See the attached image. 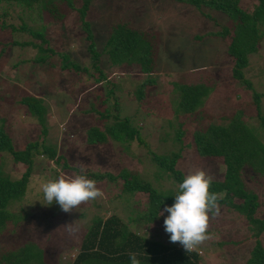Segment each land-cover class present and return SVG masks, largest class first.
Segmentation results:
<instances>
[{"label": "rangeland", "instance_id": "obj_1", "mask_svg": "<svg viewBox=\"0 0 264 264\" xmlns=\"http://www.w3.org/2000/svg\"><path fill=\"white\" fill-rule=\"evenodd\" d=\"M83 1L43 0L42 3L50 4L53 10H57L56 14L48 16L49 23L43 17L40 3L41 21L38 20L37 6L32 10L21 11L0 4L1 43L38 44L40 38H35L29 30L45 25L48 46L57 53L46 59L51 61L50 65L38 63L35 67L34 59L38 54L36 47H8L4 57L0 58V129L9 137L13 150L22 151L30 141L38 140L42 124L19 103L23 97H39L45 108L47 131L45 143L40 144V148L47 146L55 155H61L60 164H56L55 160L46 161V157H34V168L26 193L21 202L9 208L15 215L16 225L12 223L4 230L0 237V249L34 241L43 247L54 264H70L73 261L81 240L96 218L104 220L117 214L130 230L139 229L140 225L138 227L136 221L146 213V201L143 196L142 202L130 203V208H126L116 199L118 189L115 184L98 180L97 186L102 189L103 197L82 205L78 211L74 209L71 213H65L59 204H47L42 192L46 182L58 180L61 175L74 177L83 174L89 179H92L93 174L118 176L126 168L129 172L137 171L140 179L150 183L153 188L163 193H176L178 184L168 175L170 173L158 176L163 171L151 163L148 151L136 142L124 143L110 138H106L104 143L89 142L93 133L95 137H107L105 130L113 121L102 119L100 114L107 110L116 113L113 102L118 105L119 115L140 122V134L149 151L163 156L178 152L183 147L181 159L176 165L183 176L196 170H204L213 180L223 179L225 175L223 162L201 161L194 155L193 149L185 147L198 127L196 115L200 111L213 117L203 121L204 125L209 122L227 124L228 121H220L221 117L242 107L246 120L260 130L261 142L264 144V129L257 116L258 111L252 104L253 92L263 95L259 100V109L264 118V39L258 45V51L249 56V65L242 71L252 83L251 90L240 88L239 82L233 80L234 85L213 91L195 113L186 114L180 110L176 113V95L171 91V79L179 82L183 78L186 83L197 84L203 78L196 74L199 68H207L209 71H199L206 75L220 72L221 68L228 73L232 67L229 61L224 65L221 63L226 56V47L218 39L209 36L202 42L194 39L197 35L216 30L213 27L215 21L205 16L206 13L216 17L218 26L225 25L228 18L210 8L203 9L205 14L201 15L195 8L176 4L172 0H88L85 21L94 34L93 43L97 51L103 49L110 26L118 22H128L134 28L160 35L155 67L156 84L146 88L144 101L136 104L131 91L137 79L143 82L147 79L137 65L108 68L107 57L103 56L101 67L109 80L99 82L90 80L83 73H77L78 77L74 71L60 69V55L84 65L89 62L85 32L78 14ZM256 4L257 0H240V7L248 13ZM22 23L26 25L25 31L19 30ZM221 78L225 79L223 74ZM205 79L212 78L206 75ZM91 84H97L95 90ZM111 85L114 88L111 89ZM178 130L183 131L182 144L172 141ZM65 165L68 168H64ZM0 166L3 173L12 179H18L26 172V166L15 162L9 153H0ZM81 169L84 171L81 172ZM242 178L247 188L257 193L259 207L255 215L264 219V178L250 168L246 169ZM170 206L168 204L164 209ZM162 212L163 216L143 229L147 237L170 238L164 226L169 213ZM74 223V230L70 234L65 226ZM250 229L244 216L220 206L219 215L210 222L211 239L192 252H198L201 256L199 264H246L256 240L264 248V233L254 236L255 229ZM174 245L184 249L180 243ZM60 246L62 250L55 253Z\"/></svg>", "mask_w": 264, "mask_h": 264}, {"label": "trees", "instance_id": "obj_2", "mask_svg": "<svg viewBox=\"0 0 264 264\" xmlns=\"http://www.w3.org/2000/svg\"><path fill=\"white\" fill-rule=\"evenodd\" d=\"M42 1L0 0V4L5 7H16L21 11L32 10L37 6L38 20L41 21L40 3L42 4L43 17L49 23L51 13L56 14L57 10H53L50 4L46 5ZM172 1L176 4L193 7L201 15L205 14L203 9L210 8L214 12L223 14L228 18L225 25L218 26L216 17L212 13H206L205 16L207 15L209 19L215 21L213 27L216 30L210 31L205 35H197L194 39L197 42L204 41L208 36L218 39L219 43L226 47V56L221 63L224 65L229 61L232 65L228 73L222 70L224 68H221L220 72L215 71L214 73L206 74L207 77L212 79L205 80L206 75L201 72L209 70L207 68H199L201 72L198 71L196 74L203 78L197 84L186 83L183 78L179 82L171 79V91L176 95L174 99L176 100V113L178 110L186 114L195 113L197 109L205 104V100L213 91L223 86L230 87L234 85L233 80L239 82L240 88L251 90L252 83L245 78L242 71L249 65V56L258 51V45L264 39V0H257L256 6L250 13L240 7V0ZM88 9L89 2L84 0L82 6L78 8V14L81 28L85 32L89 62L84 65L77 63L74 59L72 61L67 60L64 55H60V69L63 71H74L73 73L78 77H80L78 74L83 73L89 76L90 80L99 82L109 80V78H106L107 75H104L101 67L103 56L107 57L108 68L118 69L137 65L140 73L147 76L145 82L140 78L137 79V84L134 85L133 91H131L134 96V102L141 104L146 97V88L156 84L155 67L157 45L161 41L160 35L157 32L153 33L134 28L128 22H118L110 26L103 49L97 51L93 43L94 34L90 29L89 23L85 21ZM12 30L15 29L12 28ZM19 30H26L25 23H22ZM29 31L35 38H40L41 42L38 44L28 42L19 45L16 42L10 44L0 42V48H2L0 49V58L4 57L6 50L11 45L30 46L36 47L38 50V54L34 59L35 67L38 66V63L50 65L51 61L46 59L57 53L48 46L46 26L42 25L38 29H30ZM222 74L225 77L223 80L221 78ZM167 76L170 75L167 74ZM185 76L186 78L189 77L188 75ZM112 88H114L113 85H111ZM260 97H263V95L253 92L252 104L258 111L257 116L261 119V127L264 129V118L261 117L259 109ZM41 101L42 99H39V97L29 96L23 97L19 103V106L24 107L29 115L34 116L42 124L38 140L30 141L24 150H13L9 137L0 129V153H9L15 162L26 166V172L18 179H12L5 175L0 166V237L12 223L13 226L16 225L14 224L15 215L9 208L21 202L26 193L31 172L34 168V157H46V161L55 160L56 164H60L61 155H55L51 148H46L47 146L40 148V144L45 143L44 138L47 135L44 120L45 108L41 105ZM112 105L116 113L107 110L100 114L102 119L113 121V124L105 130L107 137H95L93 133L89 137V142L104 143L106 138L114 141L120 140V142L124 143L136 142L138 146L148 151L151 156V163L163 171L158 176L163 175V173H170L168 175H171L178 185L182 183L185 176L176 169V165L181 159L180 152L183 147L181 146L178 152H171L169 155L163 156L149 151L140 134V130H142L140 122L133 121L127 116L119 115L117 103L113 102ZM196 116L198 118V127L193 131L190 142L185 147L193 149L194 155L201 161L215 160L216 162H223L225 175H223V179L213 180L210 189L212 192L223 194L219 200V206H224L230 212H236L244 216L251 227L250 230L255 229V232H253L254 236L264 233V219L255 215L259 207L258 195L247 188L242 178L245 176L247 168L264 178V144L261 142L260 130L246 120L242 107H239L229 115L221 117L220 121H228L227 124L209 122L204 125L203 121L213 118L212 115L208 116V114L200 111ZM182 136L183 131L178 130L172 139L173 143L182 144ZM62 161H64L63 158ZM64 168H68V166L65 165ZM92 176L95 181L108 180L110 183L113 182L118 189L116 199L122 205H126V208H130V203L142 202V197L145 196L146 213L139 216L136 224L138 227L140 225V228L134 230H130L122 217L117 214H112L104 220L101 218L94 219L80 242L78 254L70 264H131L130 253L137 254L140 264H199L201 256L198 252H188L183 248L176 247L170 238L168 239L169 236L156 239V237L150 238L143 234L144 228L159 218L164 206L175 203L174 195L179 191L178 187L174 194L171 191L163 193L153 188L150 183L140 179L137 171L129 172L126 168L118 176H112L111 174H93ZM119 180H121V183ZM12 240L14 241V239ZM61 250L62 247L60 246L55 253ZM53 262V259H50L49 255L44 252L43 247L34 241H27L20 243L18 246L14 245V247L0 249V264H54ZM246 264H264V248L259 240H256L251 257Z\"/></svg>", "mask_w": 264, "mask_h": 264}, {"label": "clouds", "instance_id": "obj_3", "mask_svg": "<svg viewBox=\"0 0 264 264\" xmlns=\"http://www.w3.org/2000/svg\"><path fill=\"white\" fill-rule=\"evenodd\" d=\"M212 184L213 177L204 170L189 172L178 185L179 191L174 195L175 203L164 209L169 213L164 226L170 234L171 242L180 243L188 252L211 239L210 222L219 215V200L223 195L212 192ZM42 192L48 205L59 204L65 213H71L74 209L78 211L82 205L104 195L97 186V181L83 174L74 177L61 175L58 180L46 182L42 186ZM163 215L164 212H160L159 216ZM75 223L65 226L70 234ZM129 255L131 264H140L136 253Z\"/></svg>", "mask_w": 264, "mask_h": 264}, {"label": "crops", "instance_id": "obj_4", "mask_svg": "<svg viewBox=\"0 0 264 264\" xmlns=\"http://www.w3.org/2000/svg\"><path fill=\"white\" fill-rule=\"evenodd\" d=\"M91 85H92L91 88H94L93 90H95L97 84H91Z\"/></svg>", "mask_w": 264, "mask_h": 264}, {"label": "built area", "instance_id": "obj_5", "mask_svg": "<svg viewBox=\"0 0 264 264\" xmlns=\"http://www.w3.org/2000/svg\"><path fill=\"white\" fill-rule=\"evenodd\" d=\"M185 249V248H184Z\"/></svg>", "mask_w": 264, "mask_h": 264}]
</instances>
